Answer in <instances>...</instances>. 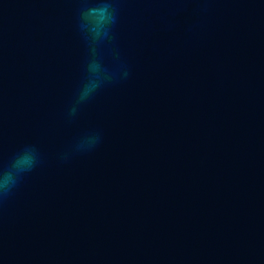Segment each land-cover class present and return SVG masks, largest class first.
Instances as JSON below:
<instances>
[{
    "label": "water",
    "instance_id": "1",
    "mask_svg": "<svg viewBox=\"0 0 264 264\" xmlns=\"http://www.w3.org/2000/svg\"><path fill=\"white\" fill-rule=\"evenodd\" d=\"M101 2L0 0V164L41 156L0 264H264V0H104L94 40ZM92 60L111 79L70 116Z\"/></svg>",
    "mask_w": 264,
    "mask_h": 264
},
{
    "label": "clouds",
    "instance_id": "2",
    "mask_svg": "<svg viewBox=\"0 0 264 264\" xmlns=\"http://www.w3.org/2000/svg\"><path fill=\"white\" fill-rule=\"evenodd\" d=\"M82 19L85 23L81 27L87 28L94 40L108 37L110 26L115 23L111 3L104 2V0L99 6L84 11ZM93 51L95 50L93 49ZM87 72L88 75L79 88L74 104L69 110L70 116H74L77 113L78 106L88 102L102 85L111 79L107 71L96 60L88 63ZM99 142V133L85 135L75 145V151H91ZM40 163L39 150L34 145H25L10 158L6 166L0 164V202L9 198L14 190L19 187L24 177L34 171Z\"/></svg>",
    "mask_w": 264,
    "mask_h": 264
}]
</instances>
